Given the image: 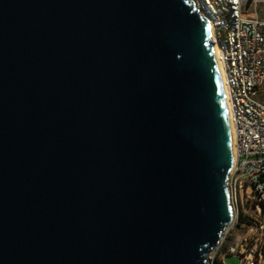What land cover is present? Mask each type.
<instances>
[{
	"label": "water",
	"instance_id": "water-1",
	"mask_svg": "<svg viewBox=\"0 0 264 264\" xmlns=\"http://www.w3.org/2000/svg\"><path fill=\"white\" fill-rule=\"evenodd\" d=\"M211 44L187 0H0V264H205L232 218Z\"/></svg>",
	"mask_w": 264,
	"mask_h": 264
},
{
	"label": "built area",
	"instance_id": "built-area-1",
	"mask_svg": "<svg viewBox=\"0 0 264 264\" xmlns=\"http://www.w3.org/2000/svg\"><path fill=\"white\" fill-rule=\"evenodd\" d=\"M187 1L217 48L234 150L225 180L232 218L205 264H264V0Z\"/></svg>",
	"mask_w": 264,
	"mask_h": 264
},
{
	"label": "bare ground",
	"instance_id": "bare-ground-1",
	"mask_svg": "<svg viewBox=\"0 0 264 264\" xmlns=\"http://www.w3.org/2000/svg\"><path fill=\"white\" fill-rule=\"evenodd\" d=\"M211 50H212V55H213L216 71H217L218 76H219V82H220L222 95H223V99H224L225 93H224V86H223V82H222V77L220 76L221 71H220L219 65L216 62V56H217V48H216V46L211 44ZM224 107H225V113H226L227 122H228V129H229V135H230V144H231V156H232V164H233V161H234V150H233V145H232V137H231L230 125H229V121H228V105H227V102L225 101V99H224Z\"/></svg>",
	"mask_w": 264,
	"mask_h": 264
},
{
	"label": "rangeland",
	"instance_id": "rangeland-1",
	"mask_svg": "<svg viewBox=\"0 0 264 264\" xmlns=\"http://www.w3.org/2000/svg\"><path fill=\"white\" fill-rule=\"evenodd\" d=\"M260 94H262V100L264 101V91L261 92ZM241 219H242V221L240 222V224L245 225V223H246L247 221H243V220H247V217H245V218H241ZM233 231H236V229H234ZM225 262H226L227 264H237V263H238V259H237V258H234V257H227V258L225 259Z\"/></svg>",
	"mask_w": 264,
	"mask_h": 264
},
{
	"label": "crops",
	"instance_id": "crops-1",
	"mask_svg": "<svg viewBox=\"0 0 264 264\" xmlns=\"http://www.w3.org/2000/svg\"><path fill=\"white\" fill-rule=\"evenodd\" d=\"M262 98V96H260Z\"/></svg>",
	"mask_w": 264,
	"mask_h": 264
}]
</instances>
